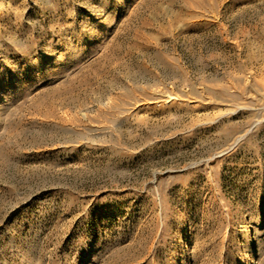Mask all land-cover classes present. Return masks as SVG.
<instances>
[{
  "label": "rangeland",
  "instance_id": "1",
  "mask_svg": "<svg viewBox=\"0 0 264 264\" xmlns=\"http://www.w3.org/2000/svg\"><path fill=\"white\" fill-rule=\"evenodd\" d=\"M0 264H264V0H0Z\"/></svg>",
  "mask_w": 264,
  "mask_h": 264
}]
</instances>
